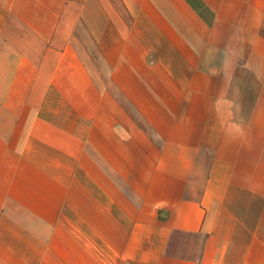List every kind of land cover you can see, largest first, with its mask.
<instances>
[{"label":"crops","instance_id":"obj_1","mask_svg":"<svg viewBox=\"0 0 264 264\" xmlns=\"http://www.w3.org/2000/svg\"><path fill=\"white\" fill-rule=\"evenodd\" d=\"M0 264H264V0H0Z\"/></svg>","mask_w":264,"mask_h":264}]
</instances>
